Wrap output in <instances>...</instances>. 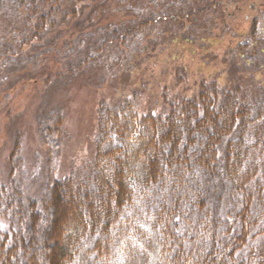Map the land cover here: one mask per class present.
Listing matches in <instances>:
<instances>
[{"label":"trees","instance_id":"trees-1","mask_svg":"<svg viewBox=\"0 0 264 264\" xmlns=\"http://www.w3.org/2000/svg\"><path fill=\"white\" fill-rule=\"evenodd\" d=\"M7 1L0 0V11ZM11 1L39 16L40 31L78 15L55 13L63 0ZM222 1L210 0L199 10L181 5L177 13L195 18ZM130 2L121 1L116 11L129 13ZM156 5L163 7L158 13H168L175 4ZM148 8L134 12L141 13L134 19L138 28L165 19L147 16ZM262 21L264 15L252 22L259 40ZM137 104L138 95L101 105L86 176L58 177L65 114L53 110L38 118L47 151L45 187L36 199L16 188L8 198L7 215L0 214L9 222L8 229L0 227V264H98L112 255L116 236L141 200L149 211L159 207L155 264H264V89L253 95L203 84L198 100L181 102L165 117H139ZM20 145L17 138L12 170ZM152 191L157 198L150 206ZM3 192L4 186L1 205Z\"/></svg>","mask_w":264,"mask_h":264},{"label":"rangeland","instance_id":"rangeland-1","mask_svg":"<svg viewBox=\"0 0 264 264\" xmlns=\"http://www.w3.org/2000/svg\"><path fill=\"white\" fill-rule=\"evenodd\" d=\"M121 1L129 0H63L55 13L78 15L42 31L36 26L39 16L11 0L0 11V187L5 190L0 214L5 217L15 188L32 199L44 190L47 151L38 118L53 110L67 118L58 177L86 176L102 104L138 95L139 117H165L181 102L198 100L203 84L253 95L264 89V35L259 40L251 32L252 22L264 15V0H225L195 18L177 13L179 7L199 10L210 0H131L129 13H118ZM157 1L175 5L158 13L163 7L159 10ZM146 6L147 16L165 19L138 28L134 19L141 13L134 12ZM17 138L21 150L12 170ZM147 194L151 206L157 193ZM157 206L149 211L139 201L116 236L112 255L95 263L155 264L162 230ZM0 227L9 228L7 219L0 217Z\"/></svg>","mask_w":264,"mask_h":264}]
</instances>
